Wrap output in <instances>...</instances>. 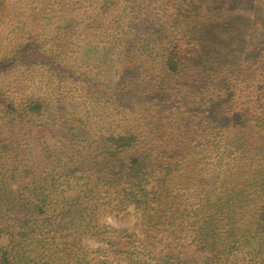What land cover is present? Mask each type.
Listing matches in <instances>:
<instances>
[{"label": "trees", "instance_id": "trees-1", "mask_svg": "<svg viewBox=\"0 0 264 264\" xmlns=\"http://www.w3.org/2000/svg\"><path fill=\"white\" fill-rule=\"evenodd\" d=\"M233 1L170 0V27L153 25L133 42L132 25L122 40L110 37L127 66L109 94L82 79L83 104L99 101L101 112L110 111L93 131L89 103L82 114L62 116L65 133L50 142L44 119L52 94L45 102L34 82L20 96L0 84V264H113L106 250L129 264H264V20L259 41L234 69L204 70L200 61L213 30L199 18L222 23ZM55 40L44 49L37 40L16 42L10 67L35 74L50 67L54 91L65 80L59 62L70 41ZM231 128L242 130L230 137ZM242 134L256 145H242ZM129 208L140 214L145 237L163 244L158 254L100 224V215ZM93 237L108 247L83 243ZM177 240L204 252L202 263L179 256Z\"/></svg>", "mask_w": 264, "mask_h": 264}, {"label": "rangeland", "instance_id": "rangeland-1", "mask_svg": "<svg viewBox=\"0 0 264 264\" xmlns=\"http://www.w3.org/2000/svg\"><path fill=\"white\" fill-rule=\"evenodd\" d=\"M150 1L107 0L106 3L110 5L104 13L99 9L102 0H0V60L3 65L0 67V84L4 87L2 90L7 94L17 92V96L25 95L30 91L33 92L30 82H34L37 86L36 95L45 98V102H48L52 94L53 98L50 97L49 110L44 119L50 125L53 135L50 142L58 140L65 133L62 129V116L67 112L82 114L85 105L87 110L91 108L89 103L94 105L95 112L89 125L92 131L102 127L108 120L105 117L110 111L101 112L103 106L98 105L101 102L93 103L85 99L83 104L84 98H78L88 91V89L85 90L86 85H83L81 81L83 78H88L91 81H88L87 85L94 86L106 94L113 92L111 87L116 86L120 80L121 68L124 69L123 67L127 64H122L116 54L121 50L122 45L117 47V43L115 45L108 43L110 37L113 42L116 39L122 40L123 31H127V28L132 25L128 32L133 34L130 37L133 42L140 37L146 38L149 33H152L153 25L158 28L159 25L170 24V27L175 22L172 11L165 10L171 9L168 5L170 0H155L152 4ZM205 18L209 17L201 16L198 23L203 29H212L213 34L207 37L206 46L201 54L200 61L203 63V69H210L207 66L218 69L221 63H228V69H234V66L239 64L259 41L258 37L262 34V28L257 21L264 20V0H234L230 16L222 23L213 24L212 19V22H209ZM133 19H135L134 22ZM60 28L66 34L60 33ZM56 36L63 40L69 37L70 41L67 42L68 46L64 50L62 62H59L65 70V80L58 82L54 91H51L52 85L46 83L49 74L53 72L50 67L40 66L39 74H35V71L26 67H10L12 63L9 59L12 55L9 51L16 42L33 39L37 40L35 44L44 49L53 46ZM239 70L242 71V68ZM128 75L134 76L135 72ZM243 76V74H236L238 80ZM133 100H135L134 97L127 96L124 101L128 104L131 101L134 103ZM234 128L229 129L226 135L232 137L242 130V128ZM245 134L239 136L244 139L242 145L246 148L250 146L249 144L255 146V141L251 142ZM99 222L124 231V235H131V240L142 239L149 244L148 249L154 254H158L164 248L162 243H156L158 237L155 239L145 237L140 214L131 208L128 211L100 215ZM149 235L153 236V233ZM5 241V238L0 239V243ZM83 243L89 248L106 249L108 247L104 241L100 242L96 237L83 239ZM173 245L174 251H177L182 258H192L195 262L202 263L206 256L204 252L182 240L175 241ZM106 254L110 260H113V264H129L128 260L119 254L114 255L109 250H106Z\"/></svg>", "mask_w": 264, "mask_h": 264}]
</instances>
